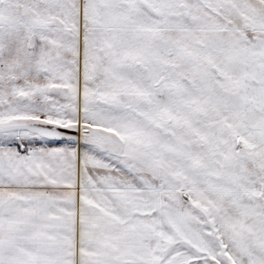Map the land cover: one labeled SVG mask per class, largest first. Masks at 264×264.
I'll return each mask as SVG.
<instances>
[{
    "label": "snow or ice",
    "instance_id": "6c2138e0",
    "mask_svg": "<svg viewBox=\"0 0 264 264\" xmlns=\"http://www.w3.org/2000/svg\"><path fill=\"white\" fill-rule=\"evenodd\" d=\"M0 264H264V0H0Z\"/></svg>",
    "mask_w": 264,
    "mask_h": 264
}]
</instances>
